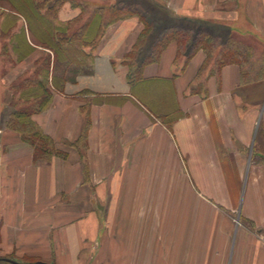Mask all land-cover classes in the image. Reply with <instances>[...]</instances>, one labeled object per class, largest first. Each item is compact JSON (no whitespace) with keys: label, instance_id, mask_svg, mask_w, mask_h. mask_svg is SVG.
Instances as JSON below:
<instances>
[{"label":"crops","instance_id":"0c3cea01","mask_svg":"<svg viewBox=\"0 0 264 264\" xmlns=\"http://www.w3.org/2000/svg\"><path fill=\"white\" fill-rule=\"evenodd\" d=\"M103 1L116 2L66 0L58 16L51 18L54 3L38 14L53 35L90 34L86 44L63 47L79 52L81 66L71 69L60 68V52L24 41L28 31L44 30L16 8L27 25L19 21L23 37L9 72L1 40L7 24L0 21V259L264 264V82L242 86L231 65L217 79L213 65L203 68V51L184 67L173 43L129 84L125 62L145 26L137 16L100 23L91 43L99 27L86 19L97 18ZM151 1L177 17L264 39V0ZM7 10L0 6V16ZM49 58L51 102L31 120L67 156L47 162L35 161L7 122L17 110L10 99L24 103L22 92L9 88Z\"/></svg>","mask_w":264,"mask_h":264},{"label":"trees","instance_id":"16d2710c","mask_svg":"<svg viewBox=\"0 0 264 264\" xmlns=\"http://www.w3.org/2000/svg\"><path fill=\"white\" fill-rule=\"evenodd\" d=\"M33 1L35 6L31 0H0V6H10L12 10L23 8L31 24L41 26L48 37L52 35L50 42L56 54L60 52L62 70L81 66L78 62L79 52H65L63 47L69 43L76 44V41H79V44L88 43L89 34L84 32L85 29L80 33H75L71 38H67V34L53 35L51 32L49 34V24L38 15L49 4L54 3L53 8L56 10L54 9L53 14L54 17L58 16V9L64 5L66 0ZM130 16H137L145 26L136 46L125 62L129 69L127 80L131 85L140 82L143 78V70L149 65L158 63L163 52L173 43L178 46V58H183L184 67L198 52L203 51L207 55L203 68L214 63L212 75H215L217 79L220 78L225 66L235 65L241 69V81L244 85L264 81V62L256 61V53L252 45L237 40L232 30L225 25L214 24L202 19L177 17L165 5L151 0H119L113 6L108 26ZM98 20L100 17L95 19L93 28L99 27ZM77 34L80 35L81 40L77 38ZM217 48L221 49L218 55H216ZM43 65L35 71L33 77L14 86L15 91L22 92L23 104L27 105L21 106L11 114L7 126L19 133L25 143L32 146L35 161L50 162L53 157L65 158L67 155L56 151L52 139L42 133L31 120L33 115L43 112L49 106L52 98L47 83L39 77L43 75L41 74L43 69L46 70L47 75L51 71L50 58ZM200 90V88L193 89V92L198 93Z\"/></svg>","mask_w":264,"mask_h":264},{"label":"rangeland","instance_id":"374dc122","mask_svg":"<svg viewBox=\"0 0 264 264\" xmlns=\"http://www.w3.org/2000/svg\"><path fill=\"white\" fill-rule=\"evenodd\" d=\"M51 1H53V0H51ZM80 2L82 1V0H79ZM84 1V0H83ZM117 1H119V0H116V2H115V4L117 3ZM114 4V5H115ZM102 8H100L99 10L97 9L96 11H98V13H97V18H98V16L99 15H101L100 16V20H98V24H100L101 23V25H103L104 26V28H106V26H108V24L110 23V16H112V13H113V6L114 5H111V2H109V1H103V3H102ZM12 7H10V6H7V11L8 12H4V16L3 17H1L0 16V21L2 22V19L4 20H6V22H5V24H7V27H6V32H5V34H2V38H1V40L4 42V43H6L7 45H8V48H7V62H8V69H9V72L11 71V70H13L14 68H15V59H16V45H17V43L18 42H22V35L19 33V28H20V23L21 22H19V21H23V25H27V22H26V20L28 21V23H29V25H30V23L31 22H29V19L28 18H26V20L25 19H21V17H19V16H17L16 15V11H15V9L14 10H12L11 9ZM95 11V12H96ZM6 13L7 14H9L10 15V17L8 16V15H6ZM87 15V14H86ZM54 16V15H53ZM52 16V17H53ZM83 17H85V13H84V16ZM81 18V19H79V20H76L75 22H74V27L77 25L78 26V24H80V23H82L83 21H84V18ZM96 18V16L94 15L93 17H89L88 19H86V24L88 25V26H90V25H92L94 22H95V19H97ZM47 21V20H46ZM211 23H214V24H219V25H224L223 23H219V22H215V21H210ZM33 23V22H32ZM77 26L75 27V28H77ZM225 26H227V27H229L231 30H232V32H233V35L235 36V38L237 39V40H239V41H242V42H244L245 44H249V45H252V47H253V49H254V51H255V53H256V55H255V58H256V61H259V63L260 62H264V39L259 35V34H255V33H253V32H251V33H247V34H244V35H242V34H238L237 33V31H235V29H236V27H234L235 29L233 30V28L231 27V26H229V25H225ZM248 27V26H247ZM88 28V27H87ZM31 30V29H30ZM100 26H99V29H98V34H95V35H93V37H95L93 40H90L91 41V43L94 41L95 42V39L100 35ZM29 33L26 35V36H24L25 37V39H24V41H28V42H32L33 44H35V45H41L43 48H45V49H47V50H49V51H52V53H56L55 52V49L53 48V46L51 45V42H50V40L52 39V35H50L49 37L47 36L48 34L47 33H45V34H41V35H35V33H33V32H31V31H28ZM76 33H80V32H76ZM47 34V35H46ZM49 34H50V32H49ZM74 34L73 33H71V34H67V38H71L72 36H73ZM90 35V34H89ZM28 36V37H27ZM77 36V38L78 39H80L81 37H80V35L78 36V34L76 35ZM81 40V39H80ZM76 43V45H78L80 42L79 41H76L75 42ZM221 49L220 48H217L216 49V55H218V52L220 51ZM78 52V51H77ZM49 56L51 55L50 53L48 54ZM55 56H56V54H55ZM47 57V56H46ZM45 59V58H44ZM51 59V58H50ZM56 60H57V62H58V64L59 65H61V59L57 56V58H56ZM44 62H46V61H43V64H44ZM212 65L214 66V63H212ZM212 65H210V66H212ZM44 66V65H43ZM209 66V67H210ZM227 66H230V65H227ZM231 66H235V65H231ZM226 67V66H225ZM238 67V66H237ZM42 68V67H41ZM239 68V67H238ZM40 69V68H39ZM38 69V70H39ZM240 69V68H239ZM43 72H41V74H43V75H39V77H41V78H43V80H45L46 79V76H47V74H46V70H42ZM240 71H241V69H240ZM31 72V71H30ZM34 73V72H33ZM33 73H30V75H32ZM242 73H240V75H241ZM260 82H264V81H260ZM260 82H257V83H252V84H249V86L250 85H255V84H258V83H260ZM241 85L242 86H244V83L241 81ZM14 86L15 85H13L11 88H9V90L10 91H15L14 90ZM263 89H264V86H263ZM11 101V106L12 107H14V110L15 109H19V108H21V106H25V105H27V104H23L22 102H19L20 104L17 106L15 103H16V99L15 98H13V99H10ZM9 114L10 113H8V115L6 114V116H9ZM9 118H10V116H9ZM261 142L263 143L264 142V135H263V139H261L260 140V144H261ZM55 146V145H54ZM56 151H58L57 149H56V147L54 148ZM263 150H264V147H263ZM40 161H43V160H40ZM236 220V219H235ZM5 259H8V258H5ZM9 260H12V258L10 259L9 258ZM38 260L39 259H30V258H25V259H22V260H18V262L17 263H19V264H42V263H40V262H38Z\"/></svg>","mask_w":264,"mask_h":264},{"label":"water","instance_id":"95a60500","mask_svg":"<svg viewBox=\"0 0 264 264\" xmlns=\"http://www.w3.org/2000/svg\"><path fill=\"white\" fill-rule=\"evenodd\" d=\"M0 261H4V262H7V263H12V264H19L16 261L9 260V259H0Z\"/></svg>","mask_w":264,"mask_h":264}]
</instances>
